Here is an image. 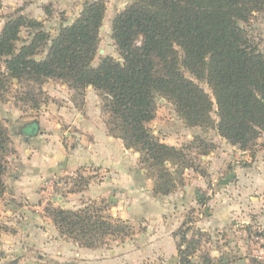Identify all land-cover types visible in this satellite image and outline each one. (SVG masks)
<instances>
[{
    "label": "trees",
    "instance_id": "obj_1",
    "mask_svg": "<svg viewBox=\"0 0 264 264\" xmlns=\"http://www.w3.org/2000/svg\"><path fill=\"white\" fill-rule=\"evenodd\" d=\"M43 10L46 18L53 13L48 4ZM105 11L106 0H83L77 16L69 23L62 19L54 32L44 25L46 18L11 16L0 30V95L14 79L26 85L61 80L82 98L91 86L101 97L108 132L138 152L153 176L151 195L172 193L182 183L183 169L192 167L182 149L162 142L147 125L155 117L157 95L174 106L186 126L213 128L241 149L264 133V52L242 25L264 11V0H129L110 21L119 58L104 55L93 64ZM82 98L72 99L78 109ZM29 101L37 106V100ZM10 143L0 119V195ZM90 179L78 175L69 191L85 189ZM88 202L77 209H47L61 237L98 248L107 237L132 234L127 221ZM187 231L179 240L173 233L175 264H215L206 254L193 259L197 241Z\"/></svg>",
    "mask_w": 264,
    "mask_h": 264
},
{
    "label": "crops",
    "instance_id": "obj_2",
    "mask_svg": "<svg viewBox=\"0 0 264 264\" xmlns=\"http://www.w3.org/2000/svg\"><path fill=\"white\" fill-rule=\"evenodd\" d=\"M82 1L78 0L77 11ZM54 2L56 0H34L28 11L31 10V14L34 10L41 11L43 16L38 19L46 18L43 7ZM69 4L71 6L72 2ZM125 4L121 3L122 7L113 17ZM107 11L106 3L103 21ZM54 88L45 82L43 90L53 95L55 101L44 105L39 113L28 109V117L19 118L17 131L10 135L15 154L7 157L5 190L0 195V257L16 254L20 264H131L162 255L164 261H168L176 254L172 231L177 221L168 213L170 206H174L171 201L191 196L194 187L203 186V181L191 178L178 197H164V221L161 220L163 212H159L156 204L158 198L150 196L149 192L137 197L140 192L135 184L138 180L137 154L108 132L96 91L91 86L86 88L85 113H82L70 100L71 92L66 85ZM58 96L64 101H57ZM8 106H12V102H8ZM18 110L10 119L18 117ZM15 119L10 123H16ZM54 174L91 177L81 191L67 190L72 179L54 203L75 209L83 202L106 199L110 205L104 212L113 217L130 222L141 217L150 219L144 224L147 226L145 232L120 248L108 250L80 247L71 239L61 237L47 215L52 200L50 191L44 189V182ZM161 204L159 202V206ZM154 219L158 222H152Z\"/></svg>",
    "mask_w": 264,
    "mask_h": 264
},
{
    "label": "rangeland",
    "instance_id": "obj_3",
    "mask_svg": "<svg viewBox=\"0 0 264 264\" xmlns=\"http://www.w3.org/2000/svg\"><path fill=\"white\" fill-rule=\"evenodd\" d=\"M32 1L34 0H0V30L11 16L18 13L37 19L43 16L41 11L36 12L34 10L32 14L30 13L31 10L28 11ZM128 1L106 0L108 11L103 21V28L100 31V42L93 64H96L104 55L119 58L118 51L110 37V21L116 10L122 7L121 3L127 4ZM71 2L72 5L70 6L69 3ZM71 2L56 0V2L51 3L52 15L46 19L43 18L46 20L44 25L49 27L51 32H54L52 29L62 19L69 23L77 16L81 9L80 7L77 11V6L80 2L78 0ZM67 12L68 14L66 15ZM242 25L255 40L259 49L264 52V11L255 13L249 22ZM22 30V36L25 37L27 33L24 29ZM19 44L20 42H18ZM0 69H3L2 62H0ZM185 75L193 78L187 72ZM46 81L55 87L54 90L57 86L66 85L61 80L51 78L40 85L35 83L26 85L25 82H16L15 79L7 84V88L0 95V119L3 121L9 135L17 131L19 118L28 117V109L32 108L29 100H37V106L32 108L36 110V113L41 112L44 105H49L55 101L53 95L47 94L43 90ZM198 84L211 95V91L205 81H199ZM66 87L71 92L69 93L71 101L72 99L75 101L81 100L82 96L80 94L75 93L67 85ZM66 90L64 88V91ZM95 94L98 95L97 92ZM24 95H29V97L26 98ZM85 95L84 91L83 102L85 101ZM56 100L64 101V98L58 96ZM94 100L96 101V98ZM99 101L101 106L102 100L100 96ZM8 102H12V106H8ZM155 102L156 114L154 119L148 122V127L162 142L182 149L186 154V159L192 163V167L183 169L182 183L172 193L168 195H151L154 178L149 175V170L140 162L138 152H135L137 154L138 177L135 184L140 190L137 193V197L144 196L145 194L143 193L149 192L150 196L158 198L156 204L160 208L159 212H163L161 220L164 221V197H178L187 180L194 177L199 178L204 185L194 187L195 189L191 196L171 201L174 206H170L168 213L171 218L177 221L172 235L174 232L178 233L177 240H179L181 231L188 230L186 233L187 237L197 241L193 259L199 260L200 256L206 254L212 258L215 264H264V133L254 139L248 148L241 149L237 144L233 145L227 142L213 128L186 126L176 113L174 106L160 95L156 96ZM15 110L20 113H18V117H13L16 118V123H10L13 119H10L11 114H15ZM81 112L85 113L84 106H82ZM101 112L102 119L107 125V116L102 111V108ZM211 115L217 120L214 112ZM196 137L200 139H195ZM10 140L11 153L7 157L15 154L11 136ZM7 157L5 162L6 169L9 164ZM72 185L73 183L69 185L67 190L72 188ZM66 188L67 186L51 195L52 201H49L50 206L48 208L59 205L56 202L54 203V201L58 200L60 194ZM159 202L162 203L160 206ZM87 203L91 204L92 202ZM93 203L102 207L103 211H106L110 205L106 199L93 201ZM81 207L83 206L81 205L78 208ZM104 213L106 214L107 212ZM156 220L158 219H154L152 222H156ZM149 221L150 219L147 220L143 217L136 221H127L133 229L130 236L123 238V240L118 237H107L103 245L98 248L108 250L122 247L126 241L144 233L147 228L144 224ZM0 227L2 228L1 223ZM174 238L176 239V237ZM175 257L176 254L168 261H164V256L162 255L148 261L144 260L140 263L131 264H175ZM12 260H16L20 264L19 257H16V254H12V257L9 254L0 257V264H5Z\"/></svg>",
    "mask_w": 264,
    "mask_h": 264
},
{
    "label": "built area",
    "instance_id": "obj_4",
    "mask_svg": "<svg viewBox=\"0 0 264 264\" xmlns=\"http://www.w3.org/2000/svg\"><path fill=\"white\" fill-rule=\"evenodd\" d=\"M77 176H64L60 174H54L49 179L44 182V189L50 191L49 195L59 191V189L65 188L72 179H75ZM48 195V196H49Z\"/></svg>",
    "mask_w": 264,
    "mask_h": 264
},
{
    "label": "water",
    "instance_id": "obj_5",
    "mask_svg": "<svg viewBox=\"0 0 264 264\" xmlns=\"http://www.w3.org/2000/svg\"><path fill=\"white\" fill-rule=\"evenodd\" d=\"M102 28V27H101Z\"/></svg>",
    "mask_w": 264,
    "mask_h": 264
}]
</instances>
